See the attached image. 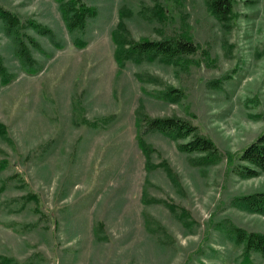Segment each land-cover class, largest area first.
<instances>
[{"label": "rangeland", "instance_id": "rangeland-1", "mask_svg": "<svg viewBox=\"0 0 264 264\" xmlns=\"http://www.w3.org/2000/svg\"><path fill=\"white\" fill-rule=\"evenodd\" d=\"M80 2L97 14L69 31L58 0H0L19 17V39L34 61L20 57L0 18V56L13 77L3 85L0 74V121L11 139L0 137V158L10 161L0 172V255L16 260L10 264H264L258 252L246 257L231 232L264 233V214L237 205L264 191V173L232 170L264 132V0H234L227 25L206 0ZM122 10L132 38L187 33L197 51L182 67L128 60L118 72L111 35ZM169 86L182 97L164 98ZM137 109L190 121L215 142L218 158L195 164L202 154L145 132L154 148L147 165L135 137ZM78 113L110 121L78 126ZM145 189L164 202H145Z\"/></svg>", "mask_w": 264, "mask_h": 264}, {"label": "trees", "instance_id": "trees-1", "mask_svg": "<svg viewBox=\"0 0 264 264\" xmlns=\"http://www.w3.org/2000/svg\"><path fill=\"white\" fill-rule=\"evenodd\" d=\"M58 1L61 6L63 19L65 20L69 31L83 29L86 20L97 14L95 7L87 5L85 2H80V0ZM206 2L212 14L218 21L225 25L230 24L232 21L234 0H206ZM159 14L161 18L164 14L166 16V10L162 6L159 7ZM127 15V10L120 11L119 21L111 35L115 44L114 59L118 66V72L123 70L128 60H133L137 63L144 60L149 62L158 60L166 64L182 67L186 65L187 57L197 51L196 44L187 33H183V35H180L179 37H164L159 40L149 39L147 37L139 39L132 38L131 32L124 20ZM0 18L5 23L8 32L14 34L15 38L18 39V51L20 57L28 64L33 65L34 61L28 47L19 39V17L0 6ZM29 24L36 29L39 34L48 35L51 38L53 37V31L50 28L45 27L36 21H29ZM29 41L34 46L40 47L39 43L32 37L29 38ZM37 71L31 74H35ZM0 74L2 76L3 85L11 82L13 77L7 72L1 56ZM163 97L175 100L180 99L182 94L178 89L169 86V88L164 91ZM109 121L110 120L106 116L88 120L82 113H78L74 116L73 122L78 126H80V124H86L94 128H101L104 126V123L106 124ZM135 124L136 141L139 148L145 154V157L148 158L146 160L147 165H151L149 159L154 148L146 142L143 136L145 132L162 133L173 140H179L180 142H178L177 147L180 151L189 154H202L197 157L195 164H208V162L216 161L219 156V150L215 142L209 137L202 135L199 132L198 127L186 119L178 116L152 117L137 109ZM0 137L6 138L11 142V139L8 136L7 126L1 121ZM0 154L5 155L6 151L0 148ZM9 165L10 161L6 159V157L0 158V172L5 170ZM232 166V170L243 177H255L264 173V132L241 150L238 155V163L234 165L232 164ZM146 167L147 169L149 168V166ZM167 171H169V169H167ZM12 176H20L19 179L22 180L23 184H26L20 171H16ZM4 190L5 185L1 184L0 193ZM27 197L35 199L36 201L38 200V196L33 192H29ZM143 200L145 202L153 203L164 202L155 197L148 199L147 190L143 193ZM237 205L251 213L264 214V191H256L239 197L237 199ZM231 232L235 241L239 245H242L246 257H249L251 253L258 252V254L264 259V233L248 231L242 227H232ZM13 262H16L13 257L0 255V264H10Z\"/></svg>", "mask_w": 264, "mask_h": 264}]
</instances>
